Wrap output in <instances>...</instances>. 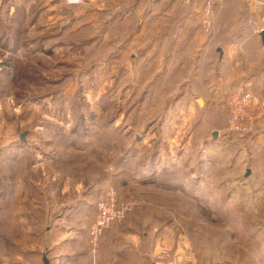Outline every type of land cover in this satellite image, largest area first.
Segmentation results:
<instances>
[{
	"label": "rangeland",
	"instance_id": "obj_1",
	"mask_svg": "<svg viewBox=\"0 0 264 264\" xmlns=\"http://www.w3.org/2000/svg\"><path fill=\"white\" fill-rule=\"evenodd\" d=\"M184 14L181 0H0V264L52 257L43 159L60 172L49 189L56 197L63 180L85 181V188L103 174L94 194L114 186L136 197L140 204L125 220L145 219L142 231L166 223L189 238L199 257L225 250L237 262L243 256L239 205L227 201L229 187L217 177L223 159L256 141L228 130L232 88L204 81L215 70L207 54L204 78L195 67L197 48L203 54L211 43V51L222 39L218 32L226 46L245 33L258 54L257 25L239 24L230 14L207 30L199 16L183 22ZM160 43L163 56L171 53L168 65L156 50ZM182 93L186 98L177 102ZM193 127L197 139L188 141ZM206 133L218 149L210 155ZM160 144L172 145L163 163ZM215 172L214 184L207 176ZM257 252L244 256L254 262Z\"/></svg>",
	"mask_w": 264,
	"mask_h": 264
},
{
	"label": "crops",
	"instance_id": "obj_2",
	"mask_svg": "<svg viewBox=\"0 0 264 264\" xmlns=\"http://www.w3.org/2000/svg\"><path fill=\"white\" fill-rule=\"evenodd\" d=\"M181 4L187 13L182 18L184 19L183 22H189L188 20H192L194 16L200 17L198 4L186 5L184 0H181ZM230 14H236L235 17L239 24L248 25L249 27L254 24L257 25V37L254 44L259 45L257 46L259 47L258 54L253 53L255 51L250 48L252 43L249 37L245 36V33L241 32L243 34L239 36V39H236L235 45L226 46L224 43L228 38L222 37V34L218 32L217 35L222 39L217 40L211 51V43L206 45L208 49L206 47L203 54H200L201 50H199V47L197 48L198 57H196L197 65L195 67L198 70V72H195L197 78H204L201 75V62L204 54H207L205 58L208 59L215 70L213 75L205 78L204 81L219 88L231 87L232 90H251L256 96L264 97V46L260 36V31L264 26L262 21L263 10L259 6L258 0H221L214 7L213 29L217 24H224V19ZM167 35L169 36V34H164V36ZM162 44L160 43L159 48L156 50H159V55L164 58V63L168 65L169 60L166 56L171 55V53L169 55L165 53L163 56L165 48L162 47ZM148 50L149 52L155 50L154 45L149 46ZM212 51L213 53H208ZM185 64L186 62L182 60L181 65ZM185 98V94L182 93L177 98V102L181 101L180 103H182ZM199 99L203 100V98ZM199 99L198 103L203 104L199 102ZM202 100L200 101L204 102ZM153 124L149 126V131L147 130L149 136L155 134L156 129L151 127ZM157 125L162 129L165 122L160 121ZM214 130L211 131L213 140L218 137V135L217 137L213 136ZM195 132H197V127H193V130H191L188 141L194 135L197 139ZM255 141L254 145L250 148L247 146L241 150L240 154L236 156L231 154L223 159L220 162L223 172L217 177L223 179L219 181L221 185L229 187L227 201L233 204L236 202L235 204L239 205L240 216L242 217L239 247L242 249L243 256L240 257L238 262V259L226 250L217 251L214 256L207 254V256L199 257L194 251L189 238L182 231L173 229L172 225L155 223L152 230L149 228V230L142 231L141 227L145 229L148 222L144 219L143 222L139 220L142 222L140 223L137 220H132L131 217L106 228L96 250L94 253L91 252V246L86 238L89 225L96 212V203L102 196L99 195V192L98 195H95L93 191L95 188L99 191V186L103 183V174L96 178L94 182H87L89 186L85 188L82 187L85 181L63 180L60 184L59 196H57L59 198H57V194L53 193L52 190L50 192L49 189L59 178L60 172L57 170L50 171L48 165L51 164V161L43 159L38 164L43 169L45 166L47 167V171L44 172L46 176L42 180L44 183L42 196L48 199L46 206L48 209L47 214L50 217V225L47 229L49 235L55 237L48 244V252L52 254L49 259H52V264H58L59 262H63V264H152L155 252L165 247L172 251L177 264H264V128L255 138ZM202 143L209 155L210 152L218 150L217 147L213 146L216 143L211 141L209 133L204 135ZM160 146H162L161 151L166 146V151L162 152L163 155L160 156V161L162 160L163 163L164 158L162 157L166 159L170 156L167 152L172 150L168 148L172 145L160 144ZM184 154L183 151L178 157L181 158ZM206 164H208L207 168H212L209 161ZM217 167L221 168V165H217ZM217 167L214 165L213 170L215 171ZM248 168L251 171L246 174ZM205 174L203 175L205 176ZM216 175L217 172H215V177L214 175L212 177L207 176L210 177L211 183L215 184L213 180L216 179ZM39 182L37 181V183ZM222 191L220 188L217 192L215 190L214 193L216 195ZM252 249L258 250L257 254L260 256H255L254 262L249 256H244L245 252L249 253Z\"/></svg>",
	"mask_w": 264,
	"mask_h": 264
},
{
	"label": "built area",
	"instance_id": "obj_3",
	"mask_svg": "<svg viewBox=\"0 0 264 264\" xmlns=\"http://www.w3.org/2000/svg\"><path fill=\"white\" fill-rule=\"evenodd\" d=\"M220 1L184 0V3L198 4L200 23L203 28L210 30L214 26V7ZM258 1L263 10L264 23V0ZM227 104L229 107L228 130L237 133L244 140L254 142L264 128V97L256 96L251 90L237 89L230 91ZM139 204L140 201L136 197L121 196L114 186L108 188L98 199L96 212L89 225L88 236L91 249L96 250L106 228L125 220ZM152 264H177V261L172 251L164 247L155 252Z\"/></svg>",
	"mask_w": 264,
	"mask_h": 264
},
{
	"label": "water",
	"instance_id": "obj_4",
	"mask_svg": "<svg viewBox=\"0 0 264 264\" xmlns=\"http://www.w3.org/2000/svg\"><path fill=\"white\" fill-rule=\"evenodd\" d=\"M260 36H261L262 44H263V46H264V28L261 29V31H260ZM219 50L221 51V48H220V47H219ZM200 100H202V99H199V102H200V103H203V102H201ZM202 101H203V100H202ZM218 133H219L218 130H214V131H213V136H214V137H217ZM24 136H25V133L23 132V133L21 134V138L24 139ZM250 171H251V169L248 168L246 174H249ZM43 264H51V261H50L49 257L47 256V254H44V255H43Z\"/></svg>",
	"mask_w": 264,
	"mask_h": 264
},
{
	"label": "trees",
	"instance_id": "obj_5",
	"mask_svg": "<svg viewBox=\"0 0 264 264\" xmlns=\"http://www.w3.org/2000/svg\"><path fill=\"white\" fill-rule=\"evenodd\" d=\"M210 30H212V29H210ZM152 120H153V119H152ZM150 123H151V122H150ZM152 123H153V122H152ZM152 123H151V124H152Z\"/></svg>",
	"mask_w": 264,
	"mask_h": 264
}]
</instances>
